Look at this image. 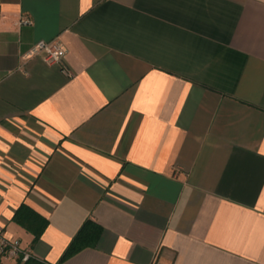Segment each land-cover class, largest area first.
<instances>
[{"label":"crops","instance_id":"crops-1","mask_svg":"<svg viewBox=\"0 0 264 264\" xmlns=\"http://www.w3.org/2000/svg\"><path fill=\"white\" fill-rule=\"evenodd\" d=\"M0 228V264H264V0H0Z\"/></svg>","mask_w":264,"mask_h":264},{"label":"built area","instance_id":"built-area-1","mask_svg":"<svg viewBox=\"0 0 264 264\" xmlns=\"http://www.w3.org/2000/svg\"><path fill=\"white\" fill-rule=\"evenodd\" d=\"M32 52L34 55L42 56L44 61L50 65L61 66L64 73L71 75L66 64L67 49L59 40H39L34 45ZM3 255H8L21 262L28 261L33 256L31 251L25 248L19 239L7 237L0 228V257Z\"/></svg>","mask_w":264,"mask_h":264},{"label":"trees","instance_id":"trees-1","mask_svg":"<svg viewBox=\"0 0 264 264\" xmlns=\"http://www.w3.org/2000/svg\"><path fill=\"white\" fill-rule=\"evenodd\" d=\"M24 209L27 210V206H21V208H19L17 210V212L15 214V217L17 218V220L20 223L27 224L28 227L32 229V227L27 222H25V220L27 219V216H25L26 218L25 217H22V211ZM30 213H31V211H30ZM45 224L46 223H44V225H43V223H42L41 226L43 225L42 227H44ZM96 229H97V227L95 226V223L94 222H92L91 220L86 221L85 224L83 225V227L81 228V230L79 231V233L73 239L72 243L66 249V251H65L62 259H65V258L71 256L78 249H80L81 247H83L84 244H86V243H84L86 240H88L90 238L94 239L95 238L94 235L96 234ZM40 230L41 229H36L35 230L37 236H38V233L40 232Z\"/></svg>","mask_w":264,"mask_h":264}]
</instances>
